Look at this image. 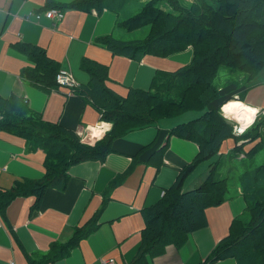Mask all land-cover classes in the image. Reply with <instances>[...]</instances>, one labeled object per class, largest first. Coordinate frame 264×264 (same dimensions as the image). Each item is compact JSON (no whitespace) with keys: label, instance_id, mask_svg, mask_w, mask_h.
Instances as JSON below:
<instances>
[{"label":"trees","instance_id":"trees-1","mask_svg":"<svg viewBox=\"0 0 264 264\" xmlns=\"http://www.w3.org/2000/svg\"><path fill=\"white\" fill-rule=\"evenodd\" d=\"M136 1L75 0L70 6L82 4L86 11L101 5L123 8L127 14L116 19V27L129 32L147 26L143 38L130 41L109 35L96 37L94 42L114 56L133 60L144 55L170 57L191 47L190 62L172 72L158 70L147 89L127 88L120 95L108 85L107 66L83 58L79 65L89 80L69 93L97 111L99 120L112 124L91 146L61 124L41 120V114L25 102L0 97V130L24 138L28 149L45 151V171L39 180L16 181L10 189L0 190V212L18 196L34 194L39 199L46 187L65 185L70 166L104 159L113 151L112 142L129 131L195 111L196 117L170 126L166 138L191 141L198 152L158 201L141 209V247L128 264H148L168 244L179 249L187 235L206 228V208L232 202L238 195L244 202L242 211L231 220L228 234L216 243L204 264L225 259L234 264H264V160L250 166L263 150L264 114L258 112L253 125L240 135L219 111L229 99L242 102L258 70L264 67V0H191L189 7L178 0H150L128 13V3ZM18 50L35 65L34 70H26L31 81L41 82L46 90L58 89L54 62L34 46L20 43ZM225 140L233 142V147L220 153ZM245 158L248 163L243 165ZM199 163H208V174L196 186L184 188V180ZM76 231L66 244L50 245L47 254L36 258L44 264L55 260L91 230L84 226Z\"/></svg>","mask_w":264,"mask_h":264},{"label":"crops","instance_id":"crops-1","mask_svg":"<svg viewBox=\"0 0 264 264\" xmlns=\"http://www.w3.org/2000/svg\"><path fill=\"white\" fill-rule=\"evenodd\" d=\"M74 1L0 0V97L25 102L34 113L41 114V120L61 124L91 146L98 140L93 130H102L105 135L112 124H102L98 112L78 96L56 88L46 90L41 82L31 81L26 70H34L35 65L18 50L20 43L37 48L58 71H68L78 84L89 80L79 65L83 58L106 65L108 85L120 95L127 88L147 89L158 70L172 72L185 66L192 49L188 47L170 57L144 55L138 60L114 56L94 40L106 35L119 38L113 35L120 29L115 21L126 10L101 5L86 11L82 4L70 6ZM49 8L63 11V18H34L36 12ZM263 69L258 70L243 98L246 105L259 108L260 114H264ZM189 118H163L158 125L129 131L112 142L113 151L104 159L70 166L65 185L46 187L39 199L34 194L13 199L0 212V264H44L36 256L47 254L50 245L66 244L77 228L84 226L91 231L67 253L46 264H108L111 259V264L130 263L141 247V209L155 204L198 152L197 144L191 141L166 138L170 126ZM26 144L24 138L0 130V190L10 189L16 181L39 180L43 175L44 149H28ZM232 147L233 142L225 140L219 152H228ZM207 165L199 163L183 187L190 189L204 180ZM243 206L238 195L232 202L206 208L205 229L187 235L179 249L168 244L148 264H204Z\"/></svg>","mask_w":264,"mask_h":264},{"label":"rangeland","instance_id":"rangeland-1","mask_svg":"<svg viewBox=\"0 0 264 264\" xmlns=\"http://www.w3.org/2000/svg\"><path fill=\"white\" fill-rule=\"evenodd\" d=\"M150 0H137L136 2H130V3H128V5H127V7L129 6V12L128 13H130V12H133L136 8V6H141L142 4H144V3H146V2H149ZM156 0H152L151 2H155ZM191 0H178V2L181 4V6H185V7H189V2H190ZM166 8H167V6H165ZM124 16L126 15V13L125 14H123ZM123 16V17H124ZM147 30V26H144L143 27V29H138V30H133V31H129V32H126V30H124V29H117L115 32H114V36L115 37H119V38H122V39H125V40H127V41H130V39H136V38H143V36H144V34L146 33L145 31ZM264 70V69H263ZM236 100V99H235ZM229 101H233V99L232 100H230L229 99ZM224 103V102H223ZM226 103V102H225ZM224 103V104H225ZM228 103V102H227ZM244 103V102H243ZM224 104H222V105H224ZM245 104V103H244ZM221 108H222V106L220 107V113H222V115L224 116V117H226V118H228V119H231V120H233L235 123H234V125L232 126V128L235 126V127H238L239 125H241L240 124V122H242V121H240V120H237L235 117H237V114H242V113H235L234 114V116L233 115H231V114H225V112L222 110V112H221ZM261 111V110H260ZM260 111H259V113H260ZM259 113H257V116L259 115ZM196 115H197V113H195V111H188V113H184V112H181V113H178V114H176V115H174L173 117L174 118H183V117H185V118H188V117H192V116H195L196 117ZM232 116V117H231ZM257 116H256V119H257ZM169 119H167V120H171V117H168ZM174 118H172V119H174ZM255 119V120H256ZM95 130H97V129H95ZM94 131V130H93ZM243 134V133H242ZM241 135V134H240ZM221 148H222V145H221ZM221 148H220V150H221ZM264 160V146H263V150H259L258 151V155L255 157V159H254V163L253 164H251L250 166H257V165H259V163H261L262 161ZM243 163V165H245L246 163H248V159L247 158H245L244 159V161L242 162ZM242 165V166H243ZM249 166V167H250ZM243 169H245V167H242ZM226 171H227V169H226Z\"/></svg>","mask_w":264,"mask_h":264},{"label":"clouds","instance_id":"clouds-1","mask_svg":"<svg viewBox=\"0 0 264 264\" xmlns=\"http://www.w3.org/2000/svg\"><path fill=\"white\" fill-rule=\"evenodd\" d=\"M225 113L232 112L234 109H243L242 114H237V119L242 121V124L239 127H233V132L235 134L244 133L253 123L255 122L257 113L260 111L259 108L250 107L238 99L226 103L222 106ZM104 122H102L103 124ZM103 135L102 130H94L93 136L99 139Z\"/></svg>","mask_w":264,"mask_h":264},{"label":"built area","instance_id":"built-area-1","mask_svg":"<svg viewBox=\"0 0 264 264\" xmlns=\"http://www.w3.org/2000/svg\"><path fill=\"white\" fill-rule=\"evenodd\" d=\"M43 15V17L52 18L54 20L60 21V19L63 18V11L56 10V8H49L43 13L36 12L34 15L35 19H39L40 16ZM54 80L56 81V84L58 86L59 90H65L68 92V94H71V90L76 89L78 87V83L74 81V79L71 77L70 73L66 70L57 71V73L54 75ZM239 127V126H238ZM113 260L107 261L108 264H111Z\"/></svg>","mask_w":264,"mask_h":264},{"label":"bare ground","instance_id":"bare-ground-1","mask_svg":"<svg viewBox=\"0 0 264 264\" xmlns=\"http://www.w3.org/2000/svg\"><path fill=\"white\" fill-rule=\"evenodd\" d=\"M226 104V103H225ZM235 113H243V109H234L232 112L225 113V114H231L234 116ZM232 117V116H231ZM236 118V117H235ZM237 119V118H236ZM238 120V119H237ZM242 124V122H240Z\"/></svg>","mask_w":264,"mask_h":264},{"label":"water","instance_id":"water-1","mask_svg":"<svg viewBox=\"0 0 264 264\" xmlns=\"http://www.w3.org/2000/svg\"><path fill=\"white\" fill-rule=\"evenodd\" d=\"M226 118V117H225ZM226 120L228 121V122H230V124H231V126H233L234 125V121L233 120H231V119H228V118H226Z\"/></svg>","mask_w":264,"mask_h":264}]
</instances>
